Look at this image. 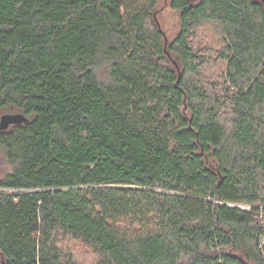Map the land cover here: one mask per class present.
<instances>
[{"label":"trees","instance_id":"obj_1","mask_svg":"<svg viewBox=\"0 0 264 264\" xmlns=\"http://www.w3.org/2000/svg\"><path fill=\"white\" fill-rule=\"evenodd\" d=\"M168 1L0 0V264H264V4Z\"/></svg>","mask_w":264,"mask_h":264},{"label":"rangeland","instance_id":"obj_2","mask_svg":"<svg viewBox=\"0 0 264 264\" xmlns=\"http://www.w3.org/2000/svg\"><path fill=\"white\" fill-rule=\"evenodd\" d=\"M156 20L166 38L170 40L173 34H175L177 31L178 19L177 13L173 12L170 9L168 0H158L156 8ZM197 38L198 40L196 41H200V44L206 45V47L213 46L214 49L218 47L217 43L215 42L216 34L211 30V27H202L201 30L197 33ZM7 113L8 111L0 109V117L3 114ZM7 170H9V166L5 161L2 150H0V177L3 176L7 172ZM68 246L81 264H95V257L85 247L74 242H70Z\"/></svg>","mask_w":264,"mask_h":264},{"label":"water","instance_id":"obj_3","mask_svg":"<svg viewBox=\"0 0 264 264\" xmlns=\"http://www.w3.org/2000/svg\"><path fill=\"white\" fill-rule=\"evenodd\" d=\"M264 4V0H262ZM26 118L20 113H7L0 117V131L6 130L11 125H17L25 122Z\"/></svg>","mask_w":264,"mask_h":264}]
</instances>
